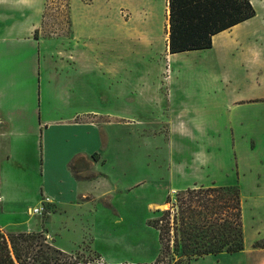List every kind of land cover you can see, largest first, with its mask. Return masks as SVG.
Listing matches in <instances>:
<instances>
[{"label":"rangeland","instance_id":"rangeland-1","mask_svg":"<svg viewBox=\"0 0 264 264\" xmlns=\"http://www.w3.org/2000/svg\"><path fill=\"white\" fill-rule=\"evenodd\" d=\"M105 10L110 12L111 26L121 19L127 22L129 32H137L136 40L129 39L124 52L122 40L105 37L108 20L100 18L90 43L96 47V57L113 56L117 66L114 77L125 80V106L130 114L121 124L112 125L116 139H121V146L114 148V155L120 160L121 168L125 166L127 191L140 188L136 192L140 206L135 211L127 210L125 220L117 227L112 226L111 238L116 243L121 242V249L93 242L90 226L83 234L79 225L73 226L60 216L48 221L47 228L53 232L44 230L48 232L47 240L71 255L75 264H153L160 245L158 232L148 222L159 216L157 210L165 209L164 201L167 198L173 201L178 191L194 185H227L236 186L240 193L243 249L234 254L206 255L190 264H264V248L255 246L264 240V49L257 44L252 55L255 65L248 68L237 67L235 58L223 54L220 45L225 37L217 39L216 46L208 50L170 54L165 34L166 0H47L40 35L46 38L68 36L70 12L80 16L88 11L96 15ZM256 10L258 16L254 23L258 32L264 27V0L256 3ZM84 32L85 26L79 24L76 39L79 45L85 42ZM146 37H152L148 49L143 47ZM113 47L121 51L114 53ZM223 70H229L230 79L222 81L217 77ZM155 75L159 82L151 95L145 88ZM79 76L81 80L86 73L80 69ZM93 77L98 105L103 99L104 76L96 71L94 76L90 74V78ZM238 95H248L249 104L239 108L233 128L243 123V128L248 130L238 131L245 136L237 140L238 146H235L231 136L233 116L221 103ZM173 101L176 111L180 110L178 115L186 123L182 131L191 135L189 140L170 139V127L174 131L177 125L175 117L169 113ZM151 102L156 109L151 108ZM72 170L76 177H82L85 163H75ZM148 182L151 194L158 189L161 199L153 195L157 198L146 200ZM110 202L111 195H108L96 199L94 205L110 208ZM169 207L167 204L166 208ZM51 212L72 217L74 221L79 214V211L59 210L44 204L43 218H49ZM63 221L70 226L63 228ZM36 249H40L39 246Z\"/></svg>","mask_w":264,"mask_h":264},{"label":"crops","instance_id":"crops-1","mask_svg":"<svg viewBox=\"0 0 264 264\" xmlns=\"http://www.w3.org/2000/svg\"><path fill=\"white\" fill-rule=\"evenodd\" d=\"M259 1L262 0H250L254 9ZM46 4L47 0H0V233L45 235L53 232L47 228L48 221L60 216L73 226L79 225L83 234L90 226L93 242L121 249V242L111 238V229L125 220L127 210L139 208L136 192L140 188L127 191L125 166L121 168L120 160L114 155L121 139H116L112 125L121 124L130 113L125 106V80L114 77L117 66L113 56L96 57V47L90 40L96 35L95 24L100 18L108 20L105 37L122 40L124 52L128 40H136L137 32H129L127 22L121 19L111 26L110 12L105 10L96 15L88 11L80 16L70 12L68 36L42 37L40 29ZM128 6L134 8L131 3ZM255 12L254 17L212 38L213 48L217 39L225 37L220 45L222 52L226 57L230 54L235 58L234 64L240 68L255 65L252 55L257 44L264 49V27L258 32L255 30L254 20L258 16ZM79 24L85 26V42L81 45L76 41ZM149 40L152 37L145 38L146 46ZM146 46L143 47L148 49ZM112 49L114 53L121 51V48ZM80 69L86 73L81 80ZM96 71L104 76L103 99L98 105L94 77L90 78ZM223 71L217 77L222 81L230 79L229 70ZM158 82L159 77L155 75L145 90L154 95ZM228 99L231 101L221 104L232 113L231 136L238 146L237 140L245 136L238 131L243 133L248 128H243L241 123L234 129L233 124L239 108L249 104L246 100L249 101V96ZM150 106L156 109L153 102ZM175 106L172 103L169 111L177 124L174 131L170 127V139L189 140L191 135L182 131L186 123ZM79 161L86 168L82 177H76L72 170ZM151 191L148 182L146 200L162 198L160 190L153 191L154 194ZM108 195H111L110 208L94 205L96 199ZM44 204L59 210L79 211V214L74 221L72 217L53 212L49 218L33 213ZM66 222L63 221V228L70 226ZM105 223L109 226L102 228L106 227Z\"/></svg>","mask_w":264,"mask_h":264},{"label":"trees","instance_id":"trees-1","mask_svg":"<svg viewBox=\"0 0 264 264\" xmlns=\"http://www.w3.org/2000/svg\"><path fill=\"white\" fill-rule=\"evenodd\" d=\"M166 46L170 54L212 48V38L256 15L250 0H166ZM169 208L148 225L158 232L153 264H190L206 255L243 249L240 193L236 186L210 185L178 191ZM39 246L40 249H36ZM256 247L264 248V240ZM75 264L43 233H0V264ZM83 264H88L84 262Z\"/></svg>","mask_w":264,"mask_h":264},{"label":"built area","instance_id":"built-area-1","mask_svg":"<svg viewBox=\"0 0 264 264\" xmlns=\"http://www.w3.org/2000/svg\"><path fill=\"white\" fill-rule=\"evenodd\" d=\"M43 211H44V206H41V207L38 208V209H34V210H33V213H39V214H42Z\"/></svg>","mask_w":264,"mask_h":264},{"label":"bare ground","instance_id":"bare-ground-1","mask_svg":"<svg viewBox=\"0 0 264 264\" xmlns=\"http://www.w3.org/2000/svg\"><path fill=\"white\" fill-rule=\"evenodd\" d=\"M166 207H167V204L164 205V208H165V209H166Z\"/></svg>","mask_w":264,"mask_h":264}]
</instances>
